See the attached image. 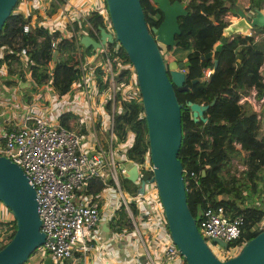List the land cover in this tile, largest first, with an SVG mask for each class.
<instances>
[{"label": "built area", "instance_id": "built-area-1", "mask_svg": "<svg viewBox=\"0 0 264 264\" xmlns=\"http://www.w3.org/2000/svg\"><path fill=\"white\" fill-rule=\"evenodd\" d=\"M14 11L21 12L27 21L23 32L38 22L48 32L56 31L60 36H71L74 42H79L78 38L89 35V30L96 32L84 19L89 11L98 13L103 28L112 31L102 0H19ZM53 42L51 40L50 44ZM104 45L94 46L90 53L79 57L76 76L60 95L51 90L47 80L34 83L26 67L28 56L21 46L17 54L22 61L24 79L36 87L30 92L28 102L23 101L24 88H19L18 78L9 87L3 86L6 95L0 93V109H4L3 114L0 113V154L23 169L37 197L39 228L44 234L33 253L38 261L48 255L50 264H64L67 259L70 264H184L181 253L170 239L151 173L141 177L144 169L151 171L148 152L145 151L138 161L125 156L131 132L122 141L111 142L115 136L112 111L118 105L114 91L119 87L125 98L129 93L135 94L137 84L130 64L128 81L122 86L114 82L111 59L102 54ZM210 70L211 67H207L203 73ZM5 73L0 64V75ZM251 91L250 98L255 101ZM239 93L240 101H248L253 106L254 101ZM263 98L264 95L260 99ZM107 102L109 111L105 106ZM67 111L68 126L59 119V115ZM99 133L103 135L102 142ZM122 160L136 166L133 182L138 185L133 193L119 186L120 173L126 175ZM188 175L195 182L198 180L193 170H189ZM91 176H97L102 183L95 198L86 192ZM129 202L135 205L133 214ZM0 204V219L10 216L8 209ZM120 205L131 226L110 229L108 221ZM199 214L195 223L209 249L220 259L231 255L227 254L228 249L235 252L239 244L221 247L211 237H219L228 245L244 223L242 213L230 216L222 205L206 204ZM101 222L106 223L111 233L108 237L103 236ZM257 224L264 228V214ZM114 239L122 241V257L113 244Z\"/></svg>", "mask_w": 264, "mask_h": 264}, {"label": "trees", "instance_id": "trees-1", "mask_svg": "<svg viewBox=\"0 0 264 264\" xmlns=\"http://www.w3.org/2000/svg\"><path fill=\"white\" fill-rule=\"evenodd\" d=\"M18 1L0 29V64H3L6 71L0 75V87H9L18 78L19 88H24L21 93L23 101H29L30 92L36 85L24 79L22 61L17 54L18 49L23 46L29 59L26 67L30 70L34 83L40 84L47 80L51 90L60 95L76 76L75 65L79 57L90 53L97 45L81 44L74 42L71 36H60L56 31L48 32L38 22L23 32L22 27L27 21L21 12L14 11ZM139 1L146 27L151 31L162 19V12L152 0ZM169 1L182 3L185 12L176 17L180 33L175 34L172 44L165 47L186 49L192 53L187 56L189 62L184 65L187 87L180 91L174 90L177 100L184 103L186 98H191L198 103H207L215 95L214 101L202 113L206 117L205 121L195 122L190 116L189 128L183 129L185 114L189 109L183 106L179 112L181 136L177 155L184 169L182 175L186 202L196 220L206 204H220L230 216L236 212L242 213L244 223L240 226V232L227 246L240 244L262 228L257 223L264 214V128L260 119V114H264V105L256 111L248 101L239 100L241 89L253 90L255 100L264 95V71L260 68L264 60V35L255 37V33L264 32V28L255 26L254 32L250 30L249 33L222 35V30L227 25L225 14H235V0ZM84 19L96 31L93 33L89 30L88 34L96 39L99 28L105 27L103 21L95 11H89ZM51 40L54 41L53 46L50 44ZM216 42L219 45L213 49ZM208 49H213L211 55L201 58L200 55ZM102 54L111 59L114 82L124 85L131 69L121 45L115 44L113 40L108 41ZM164 57L165 62L174 59L170 53ZM214 59L217 61L212 68ZM207 67H211V70L205 74L203 71ZM197 77L200 80L190 81ZM183 94L185 97L181 99ZM114 99L118 105L112 111L115 136L111 142L116 144L131 132V143L125 147L124 154L134 161L141 160L148 150V142L139 92L136 91L134 95L129 93L123 98L117 87ZM109 105V102L105 105L108 111ZM68 115V111L59 115L60 121L67 126L65 117ZM98 135L102 142L103 135ZM233 157L244 164L237 173L228 171V162ZM120 163L124 165L125 161ZM189 170L198 175L196 182L188 175ZM150 173V170L144 169L141 177H147ZM119 184L122 190L129 193H133L138 185L121 173ZM101 186L97 176H91L86 192H90L91 197L95 198ZM128 206L133 214L136 210L134 203L129 202ZM108 224L114 230L128 229L131 226L122 205L114 209ZM14 228V219L10 216L0 219V246L12 235Z\"/></svg>", "mask_w": 264, "mask_h": 264}, {"label": "water", "instance_id": "water-1", "mask_svg": "<svg viewBox=\"0 0 264 264\" xmlns=\"http://www.w3.org/2000/svg\"><path fill=\"white\" fill-rule=\"evenodd\" d=\"M17 0H0V29ZM161 10V20L149 31L143 19L139 0H104L107 19L112 31L100 27L98 38L83 34L78 38L81 44L103 45L115 40L126 53L131 68L134 69L136 88L142 104V117L146 124V141L151 166V179L155 182L162 204L170 239L183 257L184 264H264V228L244 239L234 254L220 259L209 249L190 213L183 189L182 165L177 155L180 145V109L185 106L193 121H205L202 113L214 101L215 95L207 103H198L186 98L184 103L177 100L174 90L187 87L183 66L185 60L165 62L158 41L172 44V38L179 34L177 16L185 12L178 1L152 0ZM237 19L231 20L222 33L230 36L234 32L246 33L255 26L264 25V11L254 7L249 13L235 9ZM219 42L214 44L217 48ZM208 49L200 57L211 55ZM55 53V51H54ZM214 59L212 68L215 66ZM200 80L199 77L190 81ZM126 177L133 181L136 166L124 164ZM33 184L18 164L0 154V203L14 219L15 228L10 237L0 246V264L24 262L43 239L44 231L39 228L38 203ZM106 227V225H103ZM221 247L227 242L212 236ZM48 255L40 264H50Z\"/></svg>", "mask_w": 264, "mask_h": 264}, {"label": "crops", "instance_id": "crops-1", "mask_svg": "<svg viewBox=\"0 0 264 264\" xmlns=\"http://www.w3.org/2000/svg\"><path fill=\"white\" fill-rule=\"evenodd\" d=\"M235 1L237 3V6L236 7L237 8H241L246 13H249L254 7H257L259 9H261L262 11H264V0H235ZM228 14H225V16H224V19L226 20L227 23H229L231 20L237 19L236 15L230 14L229 12H228ZM251 30L254 32L256 30V28L255 29H251ZM249 32L250 31H248L246 33H249ZM222 35H224V34H222ZM259 35H264V32L263 31H260V32L255 33V37H257ZM260 65H261L260 68L262 69V71H264V62H261ZM249 91H250V93L252 92L251 90H249ZM0 93L3 94V95H6L7 94V91H6V89L3 86L0 87ZM255 102H256V104L258 103V105H259L257 109L255 107V105H256ZM255 102H254V104L252 106L253 109H255L256 111L258 109L260 110L261 107H263V105H264V98L263 99H260L259 98V100H256ZM262 109H264V107ZM3 112H4V109L1 108L0 109V113L3 114ZM260 117H261L260 118L261 119V124L264 127V114H260ZM1 211H2V206L0 204V212ZM103 225H106V223L105 224H104V222H101L100 223V228L103 231V236L104 237H108L111 233L108 230L107 225H106V227H104ZM113 244L119 250L120 257H122V255H121V249L123 247L122 241L117 240V239H114L113 240ZM234 253L235 252L231 253V255L234 254Z\"/></svg>", "mask_w": 264, "mask_h": 264}, {"label": "rangeland", "instance_id": "rangeland-1", "mask_svg": "<svg viewBox=\"0 0 264 264\" xmlns=\"http://www.w3.org/2000/svg\"><path fill=\"white\" fill-rule=\"evenodd\" d=\"M236 14V13H235ZM235 14H233V15H235ZM229 15V14H228ZM260 28H264V25H262V26H259ZM157 43H159V46H160V50H161V52H162V54H163V57L166 55V54H168V53H170V55H172L176 60H184V59H186L187 58V56H189V55H191L192 53L189 51V50H186V49H182V50H176V49H170V48H166L165 47V45L163 44V43H161V42H157ZM165 58V57H164ZM165 60V59H164ZM184 69V71H185V67L183 68ZM134 89V87L133 88H131V90H133ZM241 92H242V94H244L247 98H249L251 101H254V100H252L251 98H250V91L248 90V91H244V90H242L241 89ZM185 97V94H183V95H181V99H183ZM257 100H259V99H257ZM256 101V100H255ZM254 101V102H255ZM259 102V101H258ZM255 104H256V102H255ZM258 103L255 105V107H256V109L258 108ZM253 108V107H252ZM189 117H190V115H189V111L185 114V122H184V125H183V129H188L189 128V126H190V121H189ZM264 128V127H263ZM125 164H127V162L125 163ZM228 164H230V166L228 167V171L229 172H235V173H237V171L239 170V169H241L243 166H244V164H242V163H240L239 161H237V159L235 158V157H233V159H231L229 162H228ZM225 179H226V177H225ZM218 195H220V194H218ZM220 196H223V195H220ZM236 250V249H235ZM233 252V250L232 249H228L227 250V254H231ZM38 260V258H37V256H36V254H31L24 262H21V264H40V261H37ZM64 264H70V261H69V259H67L66 261H64Z\"/></svg>", "mask_w": 264, "mask_h": 264}, {"label": "flooded vegetation", "instance_id": "flooded-vegetation-1", "mask_svg": "<svg viewBox=\"0 0 264 264\" xmlns=\"http://www.w3.org/2000/svg\"><path fill=\"white\" fill-rule=\"evenodd\" d=\"M223 34V33H222ZM213 52V51H212ZM175 59V58H174ZM183 68H184V66H183ZM184 70V69H183Z\"/></svg>", "mask_w": 264, "mask_h": 264}]
</instances>
